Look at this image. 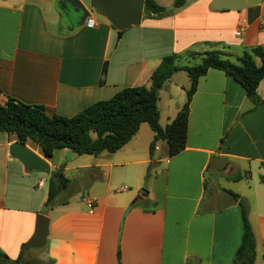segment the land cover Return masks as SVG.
I'll return each mask as SVG.
<instances>
[{"label":"crops","instance_id":"1","mask_svg":"<svg viewBox=\"0 0 264 264\" xmlns=\"http://www.w3.org/2000/svg\"><path fill=\"white\" fill-rule=\"evenodd\" d=\"M61 1L0 0V104L10 97L43 106L50 116L73 117L125 87L150 86L165 56L178 55V64L185 65L197 53L217 50L237 61L245 51L264 46V0L240 11L214 10V0H185L175 9V0H155L168 14L143 15L141 24L121 37L103 20L97 19L94 28L78 25L77 18L66 21ZM174 77L162 88L171 97ZM177 91L185 96L187 90ZM258 96L261 104L252 101L254 108L241 113L248 99L242 86L210 69L192 98L186 147L175 156L167 157L168 145L159 141L151 159L155 134L144 123L116 153L83 159L64 148L44 158L51 172L64 166L70 183L63 192L75 187L71 198L48 208L47 241L28 248L24 260L234 264L244 231L243 201L257 240L256 264H264V80ZM183 105L168 106L166 126ZM15 142L0 133V250L12 260L34 236L48 198L42 173L26 170L10 155ZM27 145L42 156L37 145ZM213 156L228 159L218 173L209 169ZM115 168H121L118 175L132 190L113 192ZM210 178L214 185L208 189ZM222 181H245L248 191L227 188ZM146 182V194L136 196ZM88 200L95 201L91 211Z\"/></svg>","mask_w":264,"mask_h":264},{"label":"trees","instance_id":"2","mask_svg":"<svg viewBox=\"0 0 264 264\" xmlns=\"http://www.w3.org/2000/svg\"><path fill=\"white\" fill-rule=\"evenodd\" d=\"M184 4L185 0H175L174 7L180 8ZM167 14V9L155 0L145 1V18H163ZM118 34L121 37L123 32ZM193 56L194 60H200L194 66L179 65L178 55L165 56L152 73L150 86L125 87L112 98L99 101L73 117L50 116L43 106L25 104L9 97L4 104H0V133L14 136L17 142L25 145L32 142L46 159L52 158L56 150L64 148L79 156H98L103 152L116 153L123 149L136 136L142 124L147 123L155 134L149 148L151 159L159 141L167 143V157L175 156L186 147L192 98L199 79L210 69L223 71L232 77L242 86L248 99L256 105L261 104L258 88L264 80V46L245 51L237 63L232 61L230 54L217 50ZM182 71L190 78L186 101L175 119L163 128L158 105L160 91L166 82ZM240 179L241 176L235 178L237 181ZM48 183L46 207L50 208L56 205V199L70 183L64 174V166L51 172ZM233 197L239 199L238 195L233 194ZM239 204L244 231L234 264H256L257 240L249 221L248 208L243 201ZM27 251L26 245H22L18 258L12 260L0 250V264H40L37 260L25 261ZM54 263L50 260L46 264Z\"/></svg>","mask_w":264,"mask_h":264},{"label":"water","instance_id":"3","mask_svg":"<svg viewBox=\"0 0 264 264\" xmlns=\"http://www.w3.org/2000/svg\"><path fill=\"white\" fill-rule=\"evenodd\" d=\"M146 0H62V8L70 7L76 15L78 25L82 26L90 14H94L96 19L110 23L120 32L126 31L132 26H139L144 15ZM261 0H214L212 8L214 10H234L240 11L249 6H257ZM255 104L246 99L241 113H245ZM10 155L19 160L28 171H35L46 176L51 175V167L47 160L40 154L32 150L28 145L15 142L10 146ZM228 159L220 156H213L209 162V169L213 173H218L226 166ZM140 195L146 191H140ZM48 207H44V212L37 218L36 231L32 239L26 244L27 248H41L45 245L49 233L50 219L45 215Z\"/></svg>","mask_w":264,"mask_h":264},{"label":"rangeland","instance_id":"4","mask_svg":"<svg viewBox=\"0 0 264 264\" xmlns=\"http://www.w3.org/2000/svg\"><path fill=\"white\" fill-rule=\"evenodd\" d=\"M191 3V1H189V4ZM165 4H169V1L167 0L165 2ZM176 7H174L175 9ZM232 61L237 63L236 59L232 58ZM200 62V60H193V59H188V61L186 62H182V64H185V65H188V66H194L196 64H198ZM181 64V63H180ZM175 79V82L173 84V89H174V97H171L169 95V92L167 90H161L160 92V101H159V108H160V111H161V117H160V125L165 128L166 127V124H167V113H168V106H172V107H175L177 105H180L182 102L185 103V99H186V95L185 96H182L180 95V93L177 91V88H179L180 86H185L186 90L189 89L190 87V78L188 76V74L186 72H180L178 74L175 75L174 77ZM164 141H161V143L163 144ZM30 144L32 145H35L33 144L32 142H30ZM71 155H76L74 154L73 152H70ZM74 157H80L79 155H76ZM81 157H84L83 159H86L87 157H90L88 155H84V156H81ZM91 157H94V156H91ZM69 157H65L64 160H68ZM74 164H77V162H75ZM156 167H152L151 170H154ZM121 168H115V176H114V180H113V184H112V190L113 192H122L121 194H124L125 191H130L132 190L131 187H129V185L127 184L126 181H124L119 175H118V171L120 170ZM41 179H44L45 180V188L43 189V193H47L48 192V188H49V183L47 181L48 179V176L44 175V174H41ZM224 186H226L227 188H232V187H239L240 189H242V191H248V188L246 186V182L245 181H242V182H239V183H228V182H224ZM208 189L210 187H212V185H214V180L212 178H210L208 180ZM74 187L71 189L72 191H69V192H61L60 195L58 196V198L56 199V201H62L64 199H66L67 197L68 198H71L69 197L68 195L72 196V192L74 190ZM147 182L145 183L144 187H142L136 194V196L140 193V191H146L147 192ZM125 189V190H124ZM46 207V206H45Z\"/></svg>","mask_w":264,"mask_h":264},{"label":"built area","instance_id":"5","mask_svg":"<svg viewBox=\"0 0 264 264\" xmlns=\"http://www.w3.org/2000/svg\"><path fill=\"white\" fill-rule=\"evenodd\" d=\"M96 21H97V19H96L95 15L94 14H90L89 17L85 21V25L88 28H94L96 26V23H97ZM236 35L240 36L241 35V31H239V30L236 31ZM43 184H44V180H41L39 182V186H42ZM94 205H95V201L94 200H88L87 201V207L89 208L90 211L94 208Z\"/></svg>","mask_w":264,"mask_h":264},{"label":"flooded vegetation","instance_id":"6","mask_svg":"<svg viewBox=\"0 0 264 264\" xmlns=\"http://www.w3.org/2000/svg\"><path fill=\"white\" fill-rule=\"evenodd\" d=\"M64 10L66 21L71 22L72 19L76 18V15L72 12V9L70 7H65Z\"/></svg>","mask_w":264,"mask_h":264}]
</instances>
